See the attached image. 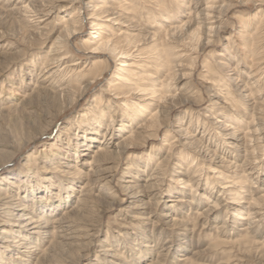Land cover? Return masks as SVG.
Segmentation results:
<instances>
[{
  "label": "rangeland",
  "instance_id": "374dc122",
  "mask_svg": "<svg viewBox=\"0 0 264 264\" xmlns=\"http://www.w3.org/2000/svg\"><path fill=\"white\" fill-rule=\"evenodd\" d=\"M32 1L0 0V184L5 173H11L19 181L24 179L23 183L33 181V184L36 183V177L41 176L43 183L49 180L52 184L61 182L67 183V186H72L71 191L66 192L69 198L74 199L86 180L79 179V183L70 180L75 178L71 166L76 164L81 171H84L85 167L80 163L89 159L88 155L94 148L92 146L89 147V150H85V156H82V159L75 160L74 156L62 159L64 156L62 153L68 150L66 146L69 148L73 146L68 143L66 134L74 136L76 132L79 135L81 133V124L77 121L80 114L84 113L85 108L91 105H94L92 107L94 110L97 106L94 101L98 99L96 97L100 94L104 104L107 103L106 99L109 100V105H107L109 107L105 110L104 116L97 117L96 124L92 123V128H99L97 139H100V134L108 128L109 124L112 123L111 129L118 131L119 124L124 121L121 115L124 116L128 111L125 110L126 105L119 104L121 109L117 108L118 103L124 102L128 106L134 107L133 102H137L138 105L148 102L144 107L146 108L145 112H137L134 107L133 113H129V115L133 121L132 130H136L139 137L145 138L155 131L154 135L149 136L150 140L144 142L136 140L132 143L134 146L130 145L131 148L126 154L109 156L108 158L115 164L118 163L117 174L124 172L123 168L126 166H130L133 170L144 168L147 159H149L147 156L152 158L148 165V167L151 165L150 168L158 161L163 160V181L158 182V188L160 187L163 193L168 194L170 189L175 192L174 196H185L190 193L187 186L185 187L182 182L175 181L176 177L179 176L172 170L175 168V164H181L185 171L190 164L193 169L203 164L199 172L202 178L201 185L197 189L196 197L200 196L199 193H204L206 198L202 200L203 202H199L200 206L196 209L192 207L193 203L183 202L182 206L176 209L179 214H174L176 219L179 218V220L188 223L186 226L192 228L193 232H185L186 235L182 236L179 233H184L185 230H182L181 226L175 225L167 229L159 220L161 210H163L162 204L148 205L142 210V213L140 210L132 208L134 203L123 194L119 196L121 199H119L118 206L112 210H104V203L96 199V195H99L103 190L101 187L86 188L88 194L85 195V200L80 206L81 210L76 216L79 223L89 222L88 224H91L96 232L95 240L98 243L104 246L114 243V249L123 250L125 255H128V252L132 250V244L142 243L149 239L148 244L153 246L151 253L144 254L141 257L142 260L140 259L136 264H151V262L152 264H264L263 201L257 206L248 208L251 211L249 214L256 212L260 215H247L246 210L228 214V212H224L226 207L222 205L224 203L222 201V206L220 205V208L216 210L220 212L219 221L210 223V226L207 223L204 224L205 217L200 219L197 218L196 214L209 201H213L214 196L228 201L232 200V194L222 195L223 190L230 189V187H222L231 184L229 182L232 179L237 181L240 187L237 194L239 193V197H243L241 201L246 202L253 198L260 199L264 195V138L258 143L261 147L255 150L253 156L258 158L255 159L254 163L246 165L249 160L247 162L244 160L243 151L231 150L233 157L227 158L232 164L223 170V174L228 177L226 179L228 183H224L222 176L218 175L217 171L221 168H218L219 170L216 168V172L209 168L211 165L214 166L216 161L214 156L212 157L213 153L209 152L204 156V153L197 151L198 147L202 146L200 142L202 138H199L202 127L192 132L194 138L200 139L196 142L198 144L193 145L195 148L186 149L181 144L186 142L188 135L191 134V127L185 128L189 117L186 113L190 112L193 113V117H200V121L206 120V116L210 115L222 121L224 118L220 115L225 113L224 122L240 129L243 133L257 127V124L251 122V114L254 110L252 111V105H246L247 103L241 96L240 83L247 80L245 74L250 70L251 60L258 59V67L256 66L257 68L253 72L254 75H257L255 78L260 76V79L257 84L253 85L251 95L255 94L252 101L257 102L258 100L264 108V0H215V6L220 7L221 4L219 9L221 18L213 25L218 24V29L207 34L205 33L207 31L202 28L195 48L178 47L179 49H186V56L179 58L181 67H175L173 66L174 63H169V70L167 67L155 65V57L149 56L152 53L148 49L150 50L152 45L159 43L157 36L152 38V33H159L163 30L165 32L171 27L181 26L182 31L178 28L171 36L183 35L181 32H186V23H189V19L191 22L193 20V11L202 9L205 6L203 2L206 0H73L72 2L41 0L42 2H33V4ZM59 3L60 5H68L60 7ZM26 4L28 8L22 9ZM160 7L163 9L165 7V9ZM28 9L33 10V12L28 11ZM39 9L42 13L39 12ZM105 9L111 10L102 13L101 11ZM45 12L49 15H46ZM75 16L79 18L78 23L74 24V28H76L73 29L74 31L72 30L69 36H66L64 32L65 21ZM40 19L41 21L37 22ZM115 22L116 24H114ZM203 25L202 27H205V24ZM255 26H259L256 31L259 34H257L256 42L252 45V41L247 38V35L254 33ZM99 33L105 36L114 33L113 39L116 38L115 36L130 33L134 35L133 38H139L140 41L135 43L138 45L135 47L134 44L126 47V43L122 42L123 47L129 49L127 55L117 54V49L115 52L93 50ZM57 36L58 38H56ZM84 39L87 40L86 43L89 46L91 45V48L86 51L81 44ZM252 46L255 50L257 49V54L250 49ZM138 48H143V52H145L140 54ZM65 52L64 55L68 56L66 60L80 61V68L85 64L88 65L86 67L88 68L90 62L95 58L103 60L101 62L105 64L92 66L85 74L84 81L76 82L77 84L73 82L79 88H72L68 98L65 96L59 99L51 96H46L44 99L40 98L35 92L37 91L35 85L38 83L36 77L38 68L45 62L47 65L49 64V67L56 65L57 62L51 59H56V55ZM218 53L223 54V56H218ZM148 56L150 58H147ZM120 60L124 62L121 63ZM131 71L137 75L132 74ZM169 71L172 77L166 80L165 90L167 94H175V98L168 103H160V106H164V112L160 115L159 120L162 124L157 132L155 128L140 131L136 128L139 125L143 124L144 128H149L145 125L149 117L148 113L155 111L153 110L155 106L149 104H156L158 97L142 95L141 99H145L142 102L135 98L137 96L133 94L134 90L133 92L131 90L129 93L115 95L118 98L113 95V91L110 93L109 90L127 88L122 87L123 83L128 84L127 86L130 88L137 85L139 88L154 89L156 90L154 96H158L157 90L161 89L159 88L160 83L164 82ZM118 73L124 74L128 82L124 83V81L121 82L116 79ZM65 75L66 73L63 77ZM255 78L250 81L252 82ZM182 83L184 87L180 89ZM258 88L261 89V92ZM121 90L118 91L121 92ZM214 93H217L218 96ZM226 93L229 95L227 96ZM187 97L189 102L185 101ZM222 97H226L223 98L225 103L220 100ZM115 102H117V106ZM215 102L218 104H214ZM260 103L258 104L260 105ZM180 118H184L185 138H180L173 132L176 129V122ZM111 119L113 120L111 121ZM208 120L205 122L210 126V121L213 119ZM258 126L264 127V124ZM211 133L212 142L208 147L210 150L216 148L215 153L219 154L222 152L220 147L221 143H225V138L221 136L220 129H212ZM73 140L71 138V142ZM217 142L218 145L216 146ZM224 143L222 147L226 145ZM5 144H10V147H6ZM56 149H59V152ZM180 149L181 153L178 152ZM54 151L59 156H51V152ZM72 152L74 153L73 150ZM184 152L191 153V157L199 156L194 161L187 157L180 160V157L185 154ZM135 154L139 158L134 159ZM256 165H259L262 182L250 181L244 176ZM192 167L190 171L193 170ZM29 176H32L31 181ZM123 178H127V176L124 175ZM205 178L206 181H204ZM211 181H214L212 187ZM141 182L138 181L139 184ZM252 184H254V188H251ZM50 188H55V190L53 189L55 192L58 190L54 186ZM183 198L185 201L189 199L188 196ZM55 201L57 202V200ZM137 217L142 219L138 220ZM232 225L234 228L230 230ZM227 230L230 231L226 232ZM101 240L107 243H103ZM45 246L46 244L42 248ZM164 246L170 247L168 255L163 259L155 257L159 249ZM96 253L98 252H91V259L95 258L98 261L97 264H107L98 259V256H95ZM154 257L157 260H154ZM91 262L96 264L95 260H91Z\"/></svg>",
  "mask_w": 264,
  "mask_h": 264
},
{
  "label": "bare ground",
  "instance_id": "6f19581e",
  "mask_svg": "<svg viewBox=\"0 0 264 264\" xmlns=\"http://www.w3.org/2000/svg\"><path fill=\"white\" fill-rule=\"evenodd\" d=\"M39 1L41 0H33L32 4L33 2L37 3ZM61 1L72 2L73 0H61ZM49 2H53V1H49ZM203 3L205 4V6L202 9H200L199 11H193L192 16H193V20L195 21L192 20L191 22V20L189 19L188 21L189 23H186L187 24L185 29L186 32L184 33L181 32L183 35L177 37L171 36L181 26L171 27L167 29L165 32H163L164 30L162 29L163 31L159 33L158 32L152 33V38L157 36V40H159L158 41L159 43L152 45L150 50L148 49V51L152 53V54L149 53L151 54L149 56L155 57L154 58L155 65H160L165 68L167 67L169 70V63L172 62L174 63L173 66L181 67V62L179 58L186 56L185 54L186 49L185 50L179 49L178 47L189 46L191 48H195V43L198 42L202 28H204L207 31L205 32L207 34L208 32L210 33L211 31L213 30L215 31L216 29H218L219 27L218 24L216 26L213 25L221 18L219 16V12H220L219 9L221 7V4L220 7L218 5L215 6L216 5L215 0H206ZM42 5L44 6V4ZM66 5L68 4H64V5L61 4L60 7H66ZM31 6L33 7V5ZM27 8L28 5L26 4V6H24V8L22 9H27ZM93 8H95V5H93ZM160 8L163 9V7ZM108 10L109 9H105L102 10L101 12L102 13L108 12ZM28 11L30 10L28 9ZM30 12H33V10ZM39 12H41V10ZM108 14H113V13H108ZM46 15L49 14L46 13ZM42 20L44 21V19ZM40 21L41 19L37 22ZM78 21L79 18H77L76 16L70 17L69 20L67 19L65 21L66 23L64 26V32L66 33V36L67 35L69 36L72 33L73 29L75 30L76 27L74 28V24L75 23L77 24ZM114 24H116V22ZM203 24H205V27H202L204 26ZM96 25H100V24H96ZM258 28L259 26L256 27L254 33L247 35V38L251 39L252 45L254 42H256V39L258 38L257 34L259 33L256 32ZM180 30L182 31L181 28ZM101 34L102 33L98 34V38L95 41L96 45L94 46V48H92L93 50H102V51L107 50L109 52H115L117 49L118 51L117 54L127 55L129 49H125V47H123L122 45V42L126 43V47H128L130 44H134L135 47L138 46L136 44L137 42L140 41L139 38L136 39L133 38L134 35L130 33H124L121 36H115L116 38L114 39L112 38L114 36V33L108 36ZM56 38H58V36ZM86 42L87 40L85 39L81 42V44L84 47L83 49H85V51L91 48V45L89 46ZM250 49L256 52V54L258 53L257 49L255 50L253 46ZM55 50L57 51V49ZM137 50L139 51L140 54H143L145 52V51L143 52L144 50L143 48H138ZM64 54H66V52L58 55L55 54L56 59L55 58L51 59L57 62L56 65L49 67V64L47 65L45 62L43 63V65H41L38 68V72L36 76L38 83L35 85V89L37 91L35 90L34 91L37 93L38 96H40V98L42 97L44 99L46 96L56 97L58 99L64 96L68 98L70 96V92L72 91V88H76V87L79 88L78 85H76L77 84L76 82L84 81L85 74L92 66L99 65L102 63L105 64L104 62H101L103 60L95 58L90 62V66L88 68H86L88 66L87 64H85V66L80 68L79 65L80 61L66 60L68 56H65ZM220 55L223 56V54L218 53V56ZM149 56L147 58H150ZM257 60L258 59L255 58L251 60L252 63H251V67L249 68L250 70L245 74V78L247 80L246 81L244 80L243 82L241 81L242 83H240V87H241L240 92H242L241 96L244 98L245 103H247L246 105L249 106L252 105V111L254 110L251 114L252 115L251 122L252 124H257L256 125L257 127L250 129L251 131H247L243 133L241 132L240 129L231 126V124L229 123L224 122V119L226 117L225 113H222L220 115L222 118H224L222 121L218 120L217 117H212L211 115L206 116L207 121H209L208 119H213L212 121H210L212 125V126L210 125L211 126L210 127L206 124L207 122H205L206 121L205 119H204L205 121L203 119H202L203 121H200L201 120L200 117L198 116L193 117L192 115L193 113L191 112L186 113L189 117L187 119L188 122L185 128L191 127L192 130L190 132L191 134L188 135L189 136L188 140H186V142L181 144L186 149L195 148L193 145L198 144L196 142H198L202 138L200 141L202 146H199L197 151H201L202 153H204V156L205 154H209V152L213 153L212 157L214 156L216 161L214 166L211 165L209 166V168L214 169V172H216L215 171L216 168L217 169L221 168L220 170L218 169L219 171L217 172L218 175H220V177L222 176L224 183H228V181H226L228 177L223 174V170H225V168H228L232 164V162L229 161L227 158V157H233V154H231V150L234 151L242 150L244 153V158H245L244 160L246 162L249 160L248 163H246V165L249 163H254L255 159L258 157L253 155L255 154V150L258 147L259 148L261 147L258 145V143L262 141V139L264 138V129H263L264 127L258 126V125L263 126L264 124V118H263L264 108L262 107L261 103L258 102L257 99H256L257 102L252 101L253 96L255 94L253 96L251 95V90L253 85L257 84L260 79V76L258 78H255L257 75H254L253 72V70L258 67ZM120 62L123 63L124 61L120 60ZM256 70L258 71V69ZM125 71L128 72V70ZM63 73L64 74L66 73L64 77H63L64 75ZM131 73L137 75V73H135L134 71H131ZM171 77L172 74L169 71L165 77L164 82L160 83L159 88L161 89L157 90V92H159L158 96H154L156 93V90L154 89L148 90L144 87L139 88V86L137 85H134L133 88H130L129 86H127L128 84H123V83H122V87L125 86L127 88L122 90L113 88L109 91L110 93L113 91L112 93L115 96L123 93H129L131 90L133 92L134 90L133 94L137 96L135 98H137L139 101L142 102L143 100H145V99H141L142 95L158 97V102L156 104L154 105L152 103H151L152 105L149 104L150 106H155L153 109L155 111L152 113L149 112L148 113L149 117L146 120L145 125L146 127L149 128L147 129L144 128L143 124L141 126L139 125L136 127L137 129H140V131H147L149 129L151 130V128L153 129L155 128L157 132L158 128L162 124L161 120H159L160 115L161 113L164 112V106H160V103L161 102L168 103V101H171L172 99L175 98L174 97L175 94L174 95L167 94L165 90L166 87L165 82L167 79ZM115 78L120 80L121 82L124 81V83L128 82L126 76L122 73H118ZM254 78L255 80L251 82L250 80ZM73 82H75L76 84H74ZM183 87L184 86L182 83L180 89ZM118 90H121V92H119ZM260 90L261 89H259V91ZM226 94L227 96L229 95L228 93ZM214 95L218 96L217 93H214ZM101 96L102 95L100 94L98 95V97H96L98 99H96V101L94 102L96 103L97 106L95 107L94 110L92 108L94 105L93 106L91 105L85 108L84 113L80 114V117L77 120L81 124L80 128L82 130L80 135L77 132L74 133V136H68L66 134V138H68V143L72 144L74 147L72 145H71L72 147L70 148L69 146L68 147L66 146L68 150H66L65 152L60 149L62 152H64L62 153L64 155L62 159H68V157L74 156L75 160H77V159H82V156H85L84 153L85 150H89V147L94 146V148H92L90 151L91 154L88 155L89 159L87 161H82L80 163L82 166L85 167L84 171H81L76 164L71 166L73 168L72 174L73 176H75V178L70 180H75V182H78L79 179L86 180L85 183L82 184L77 197H74V199L69 198V195L67 194L66 191H71L70 188L72 186L69 185L67 186V183L59 182L58 184L56 183L52 184L51 181L49 180L43 183L44 181L42 180L41 176L36 177V181H35L36 183L34 184L32 183L33 181L30 183L29 182L23 183L24 179H22L21 182L17 180V178L15 179V177H13L11 173H7V174L5 173L3 175V181L0 184V264H93L91 260H95L97 264L98 261L95 258L91 259L90 257L91 252H98L99 254L96 253L95 256H98V259L103 260L107 264H136L138 263V261H140L141 257L144 254H150L151 247L153 246L152 244H148L149 239H146L145 242L142 243L136 242L135 244H132L131 245L132 250L128 252L129 253L128 255H125V252H123V250L119 251L118 249H114L115 247L114 243L107 244L105 246L101 243H98L97 240H95L96 232L92 227V225L88 224L89 222L79 223V220L76 216L78 215L77 213L79 212V210H81L80 206L82 205V202L85 200L86 197L85 195L88 194L87 193L88 189H86L87 187L103 188L100 194L96 195V199H99V201L104 203V207H105V209L103 208L104 210L106 209L112 210L116 206H118L119 199H121L119 198V196L123 194L124 196H126L127 199H130V201L134 203V207L132 208H136L140 210L142 213H143L142 210L147 208L148 205L155 204L157 206V204H162L163 210H161L162 212L160 213L159 220L163 225L166 226L167 229H170L175 225L181 226L182 227L181 229L185 230L184 233H179L182 236L186 235L185 232L187 233L193 232L192 228L186 226L188 223L179 220V218L176 219L174 217V214H179V211H177L176 209L182 206L183 202H189L190 204L193 203L192 207L196 209L199 208L200 206L199 202L202 201L204 198H206L203 195L204 193H199L200 196L196 197L197 189L201 185L200 182L202 178L199 172L201 171V167L203 164L197 166L196 169H193L192 165L190 164L186 169V171L182 169V166L179 163L175 164L174 169L172 168L174 172L179 174V176L176 177L175 181L182 182L185 185V187L187 186L189 188L190 193H188V195L187 194L185 195L186 197L187 196L189 197L187 201H185V199L183 198L185 196H179V195L174 196L175 192H173L170 189L168 190L169 191L168 194V193H163L160 187L158 188V184H159L158 182L163 181L162 180L163 179L162 176L164 174L162 170L163 169L162 166L164 165L163 160L158 161V163H155L154 166L150 168L151 165L149 167L148 165L152 158L147 156V158L149 159H147V163L146 166H144V168H138L136 170H133L131 169L130 166H126L123 168L124 172H121V174H117L116 170L118 163L115 164V162H112L108 157L122 156L126 154L128 150L131 148L130 145L134 146L132 143H134L136 140H141L143 142L146 140H150V138L148 137L154 135L153 133L155 131H153V133L151 134H148L147 137L141 138V136L140 137L138 136L139 133L136 130L134 129L132 130L133 121L131 120L129 113L130 114L133 113L134 107H135L134 110L137 112L139 111L145 112L146 108L144 107L145 104H148V102L141 103L139 105L137 104V102H133L132 105L133 106L135 105L134 107L128 106L127 103L120 102L118 103L117 108L121 109L119 104L122 106L126 105L125 110L128 111V113L126 112L124 116L121 115L124 121L122 123L119 122L120 128H118V131L116 129L115 130L111 129L112 127V123H111L108 125V128H106V130L100 134L101 138L97 139V135H99L98 132L99 128L97 129L92 128V123L96 124V122L98 121L97 117H103L104 114L106 113L105 110L109 107L107 106L109 105V100L106 99L107 103L104 104ZM151 97H147V98H151ZM188 97L185 99L186 102H189ZM223 98L226 97H222L220 98V100H222V103H225V101H223ZM115 103L117 106V102ZM258 103H260V105ZM214 104H218V103L215 102ZM184 118L182 119L180 118L179 121L176 122L175 125L176 129L173 131L180 138H185L184 135L186 129L183 128ZM112 120L113 119H111V121ZM199 127H202V133L200 134L199 137L200 139L199 138L197 139L193 137L194 133L192 132L198 130ZM212 129L213 130L220 129L221 136L225 138L224 140L225 143L224 142L223 143L226 145H223L222 147L223 143H221L220 149L222 152L219 154L215 153L216 148L210 150L208 147L209 144L212 142V137H211ZM71 138L74 139L73 142H71ZM9 145L10 144H5L6 147H10ZM217 145L218 142L216 146ZM72 150L74 151V153L72 152ZM56 151L59 152V149H56ZM56 151L51 152V156H56V157L59 156L56 153ZM178 152L181 153V149ZM190 152L192 153V151ZM184 153L185 154L182 157H180V160H183L185 159V157H187V158H192V160L194 161L197 160V157L199 156V155L198 156L195 155L191 157L190 155L191 153L189 152H184ZM137 158H139V156L137 157V155L135 154L134 159ZM258 166L259 165H256V167L250 169L247 173L248 175L246 174L244 176L247 177V179H249L250 181L254 180L255 182H262L263 180H261L260 178ZM191 167L193 170L190 171ZM124 175H126L127 178H123ZM31 177L29 176L30 181H31ZM138 181H142V182L139 184ZM204 181H206V178L204 179ZM210 183L212 187L214 181H211ZM229 183L231 184L222 187V188L230 187V189L227 188L223 190L222 195L232 194L233 195L232 200L228 201L225 200L224 198L214 196V198L212 197L214 199L213 201L212 200L209 201L208 204L200 212L197 211L198 212L196 213L198 216L197 218L201 219L205 217V221L203 220L204 224L207 223L208 226H210V223H215L219 221L218 215L220 212L216 210L217 208H220L219 206L221 205L222 201H224L222 205L226 207L224 212H228V214L240 213L243 210H246V212L248 213L247 215H252V214L260 215V213H256V212L249 214V212L251 211L248 208H251L252 206H257V204H259L262 201L264 202V195L260 199L253 198L250 201L249 200L246 202H244V200L241 201L243 197H239V193L237 194V190H239L240 188L239 185L237 184V181H234V179H232ZM253 185L254 184H252L251 188L255 187ZM51 186L58 188L57 192L54 191L55 188L51 189L50 188ZM167 196L170 198H168ZM55 200H57V202ZM226 203L228 204L225 205ZM137 219L139 220L142 218L137 217ZM233 228L234 226L232 225L230 230H232ZM230 230H227L226 232H229ZM101 242L107 243L104 240H101ZM45 244L46 246L42 248ZM169 249H170L169 246L162 247L161 249H159V252H157L155 257L157 256L158 258L163 259L168 255ZM154 260L157 259L155 258Z\"/></svg>",
  "mask_w": 264,
  "mask_h": 264
}]
</instances>
